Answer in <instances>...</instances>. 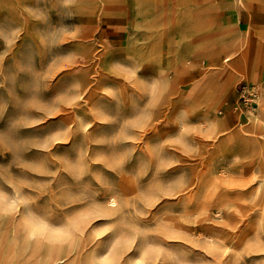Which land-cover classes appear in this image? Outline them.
<instances>
[{"label": "rangeland", "instance_id": "1", "mask_svg": "<svg viewBox=\"0 0 264 264\" xmlns=\"http://www.w3.org/2000/svg\"><path fill=\"white\" fill-rule=\"evenodd\" d=\"M86 8L0 0V264L66 251L74 264H264L262 51L246 37L242 67L233 53L192 86L201 72L179 85L188 62L168 73L154 50L142 53L153 79L122 56L105 64V52L90 67L80 45L100 54L107 37H125ZM254 83L261 118L235 112L241 122L224 127L229 88Z\"/></svg>", "mask_w": 264, "mask_h": 264}, {"label": "crops", "instance_id": "2", "mask_svg": "<svg viewBox=\"0 0 264 264\" xmlns=\"http://www.w3.org/2000/svg\"><path fill=\"white\" fill-rule=\"evenodd\" d=\"M242 2L245 7L240 0H87L86 15L91 18L92 10L96 9L100 15L94 20L96 23L98 20L111 24L114 22L116 26L122 23V38L125 37V40L122 46L117 47L112 46L109 42L112 38L107 37L108 42L104 43L100 54L97 53L98 48L79 47L93 56L87 62L92 64L90 67H98L105 52V64L113 66L122 56V59L131 62V67L139 69L137 72L150 75L152 79L154 76L145 70L148 64L142 58L145 50H154L157 54L156 65L160 69H167L168 73L182 61H187V70L178 74L176 80L180 85V81L186 80L190 71L201 72L202 75L192 81V86L208 74L212 62H222L230 51L234 52L233 64L242 67L246 46L245 50L240 46L246 37L252 38L249 49L253 52L262 51L264 57V0ZM244 27L246 32H243ZM114 30L120 32L119 27H114ZM222 35H227L230 40L191 58L187 55L200 46L204 48L207 37ZM163 44L166 48H163ZM252 69L249 63L246 70L251 72ZM241 79L245 78L240 77L235 85ZM157 81L162 83L163 79L159 77ZM215 81L217 83L218 80ZM235 93L236 87L229 88L225 95L227 107H220L232 126L235 122H241L233 111Z\"/></svg>", "mask_w": 264, "mask_h": 264}, {"label": "built area", "instance_id": "3", "mask_svg": "<svg viewBox=\"0 0 264 264\" xmlns=\"http://www.w3.org/2000/svg\"><path fill=\"white\" fill-rule=\"evenodd\" d=\"M233 111L239 114L253 113L258 107L257 99L261 92V87L258 85H242L237 91Z\"/></svg>", "mask_w": 264, "mask_h": 264}, {"label": "bare ground", "instance_id": "4", "mask_svg": "<svg viewBox=\"0 0 264 264\" xmlns=\"http://www.w3.org/2000/svg\"><path fill=\"white\" fill-rule=\"evenodd\" d=\"M242 4V3H241ZM244 40H246V39H244ZM245 43H246V41H244ZM243 44V43H242ZM244 46V45H243ZM213 47V46H212ZM234 52L233 51H230V52H228L226 55H225V57H224V62H226V61H228L230 58H228L230 55H232ZM183 64V63H182ZM184 64H185V62H184ZM225 68H226V66H225ZM149 69L152 71V69H154L153 67H149ZM227 70H229V69H227ZM160 71V70H159ZM166 72V71H165ZM169 74L168 75H165L164 77H163V84L165 85V84H168L169 83ZM214 77L216 78V79H221L222 77L221 76H217V75H214ZM213 84V83H212ZM217 84V83H216ZM215 84V85H216ZM213 86V85H212ZM257 101H258V99H257ZM251 115H254V119H256V118H258V119H260L261 117L260 116H258V115H255L254 114V112L253 113H251ZM222 125L225 127L226 126V124H227V120H222ZM229 129V128H228ZM228 129H227V131H228ZM242 130H244V129H240V128H238V129H235L234 130V132H232L231 133V136H232V138H236V137H239V138H242V136H243V133H244V131H242ZM225 131V130H224ZM234 133V134H233ZM31 206V205H30ZM27 207V206H26ZM31 210V209H30ZM35 219V218H34ZM41 221V220H40ZM61 241V240H60ZM64 244V243H63ZM68 251H66V252H62V253H59V255H46L47 257H46V259L43 261V262H41V264H74V263H71L70 261H67V260H64V258L67 256L68 257ZM66 257V258H67ZM77 263V262H76ZM106 264V263H105Z\"/></svg>", "mask_w": 264, "mask_h": 264}, {"label": "snow or ice", "instance_id": "5", "mask_svg": "<svg viewBox=\"0 0 264 264\" xmlns=\"http://www.w3.org/2000/svg\"><path fill=\"white\" fill-rule=\"evenodd\" d=\"M46 231H47V225L46 224L40 223V224L36 225V232L45 233ZM56 234H59V230H56L54 232V235H56Z\"/></svg>", "mask_w": 264, "mask_h": 264}]
</instances>
